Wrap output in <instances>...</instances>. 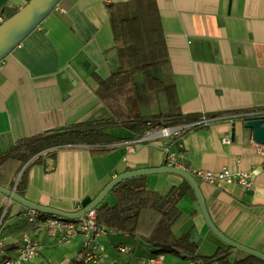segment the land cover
<instances>
[{
	"label": "crops",
	"instance_id": "crops-1",
	"mask_svg": "<svg viewBox=\"0 0 264 264\" xmlns=\"http://www.w3.org/2000/svg\"><path fill=\"white\" fill-rule=\"evenodd\" d=\"M29 1L0 0V7L20 9ZM59 6L63 10L54 9L0 62V156L20 139L99 118H111L115 123L107 131L123 139L108 144L110 150L101 154L87 144L59 146L55 158L43 154L44 163L31 159L18 173L17 163L8 167L0 185L16 188L27 168L25 198L75 212L118 175L167 166L170 144L191 170L251 173L250 187L195 179L216 226L231 239L264 252V157L252 129L245 127L253 117L241 115L264 109V0H61ZM132 17L158 27L162 42V49L154 52L159 58L151 53L155 60L133 71L120 50L127 41L124 22ZM139 20L130 22L137 25ZM173 107L182 114L206 115L199 121L206 118L208 123L179 135V144L159 135L147 137L154 129L141 135L126 124ZM128 144L134 145L133 151ZM185 180L161 172L132 177L130 183L167 194ZM177 206L181 215L173 232H191L195 255L232 247L212 231L190 192ZM28 208L0 191V241L5 245L0 254L16 256L28 234L42 244L32 264H83L84 235L61 244L24 221ZM143 218L136 234L102 226L98 264H204L195 255L177 253L151 261L155 254L147 236L157 219L149 211ZM246 254L234 248L231 258Z\"/></svg>",
	"mask_w": 264,
	"mask_h": 264
},
{
	"label": "trees",
	"instance_id": "trees-1",
	"mask_svg": "<svg viewBox=\"0 0 264 264\" xmlns=\"http://www.w3.org/2000/svg\"><path fill=\"white\" fill-rule=\"evenodd\" d=\"M18 10L17 7L12 6L0 7V13L6 14L4 20L14 15ZM134 18L139 20L138 17H132L126 19L127 22H124L127 41L120 45L123 48L120 49L123 56L129 61L128 67H134L131 71L143 67L146 64L145 62L155 60V58H150L151 53L156 58H159L154 52L162 49L160 29L158 27L151 28L150 25H146L140 20L137 25H134L130 22ZM4 20L0 21V24ZM139 55L141 57L137 58ZM135 59L136 61L131 63ZM203 116L206 115L182 114L180 110L173 107L169 112L143 116L138 119H133L126 124L130 128L139 130L141 135L147 130L156 128L184 126L181 131L182 134L191 128L203 126V124L198 123ZM207 116H210V114H207ZM112 123L115 122L111 118L92 119L74 124L70 127L51 130L18 140L7 153L0 156V166L2 167L0 171V183L7 176L10 170L9 168L15 163L18 164L17 173L31 159L33 161L30 163H44L43 154H46L45 158L46 156L55 158L56 148L59 146L87 144L91 147V151L94 154L108 152L110 150V147H107L108 144L123 139L113 136L107 131ZM171 143L179 144L178 136L174 137ZM27 171V168L23 170L15 188L16 193L23 197H25L28 186ZM131 179H126L113 188L116 196V202L114 204L103 201L96 207L97 223L110 229L136 234L140 226H143V217L149 211L157 219L153 227L151 226L150 235L147 236L148 241L154 248L155 255L159 253H177L182 256L195 255L197 243L192 240L191 232L189 231L177 236L172 229L173 224L181 215L177 203L183 194L188 191L197 199L189 182L185 180L183 185L173 187L167 194H162L156 190L148 189L145 186L134 187L130 183ZM233 249V247H218L213 254L195 255L194 259L200 258L204 264H264V260L250 254H246L241 258L232 259ZM82 263L84 264V262Z\"/></svg>",
	"mask_w": 264,
	"mask_h": 264
},
{
	"label": "built area",
	"instance_id": "built-area-1",
	"mask_svg": "<svg viewBox=\"0 0 264 264\" xmlns=\"http://www.w3.org/2000/svg\"><path fill=\"white\" fill-rule=\"evenodd\" d=\"M55 9L63 10L59 4ZM2 21V19H0ZM245 117H264V109H259L255 111H248L243 114ZM198 123L204 124L208 123V119L204 118ZM184 126H167L163 128H156L153 131L147 132V137H153L159 135L162 138L174 139V137L181 135V131ZM264 157V145L257 143ZM131 151L134 150V145L128 144ZM166 164L169 167L182 168L189 173H191L195 178L208 183H239L246 187L252 185V175L249 172H232L229 169H222L220 171H212L203 168L191 170L186 164H184L178 157L176 151L171 149L170 144L166 147ZM85 205H81L76 211L83 209ZM25 216L27 221L33 223L40 227L42 230L47 231L52 236H55L59 243H66L71 241L78 234L84 235L83 242V262L84 264H98L102 258L103 246L99 243L98 238L105 230L96 221V210H90L86 212L83 216L76 220L66 219L62 216L53 214H42L41 212L28 208L26 210ZM42 244L39 240L32 238L28 234H25L21 240L20 247L18 248V253L14 257H5L1 264H21L23 261L31 259L33 256L40 252ZM4 248V244L0 241V249ZM122 251L128 250L127 246L119 247ZM164 257L163 253H159L154 257H151V261L160 262ZM10 258V259H7Z\"/></svg>",
	"mask_w": 264,
	"mask_h": 264
},
{
	"label": "water",
	"instance_id": "water-1",
	"mask_svg": "<svg viewBox=\"0 0 264 264\" xmlns=\"http://www.w3.org/2000/svg\"><path fill=\"white\" fill-rule=\"evenodd\" d=\"M60 2L61 0H30L27 4L21 7L14 15L5 19L0 24V62L4 60L19 44H21L23 40L33 30H35L52 11H54L56 6ZM245 127L252 129L253 138L257 142L264 145V117L248 119L245 122ZM161 172H172L179 174L189 182L196 194L202 213L209 227L223 242L247 254L253 255L264 260V252L262 251L261 247L252 248L243 245L228 237L216 226L208 211L198 181L191 173L182 168L163 166L126 171L111 180L91 203H89L83 209L75 212H66L54 207L44 206L35 203L17 194L15 192V186L12 189H7L0 185V191L7 195L10 200H16L22 203L24 206L29 207L31 209H35L41 213L53 214L62 216L66 219L76 220L79 217L83 216L86 212L96 209V207L105 199V197L112 191V189L121 181L140 175ZM18 176H20V174Z\"/></svg>",
	"mask_w": 264,
	"mask_h": 264
},
{
	"label": "rangeland",
	"instance_id": "rangeland-1",
	"mask_svg": "<svg viewBox=\"0 0 264 264\" xmlns=\"http://www.w3.org/2000/svg\"><path fill=\"white\" fill-rule=\"evenodd\" d=\"M116 130H118V131H122V130H126V128H124V127H119V128H116ZM132 186H136L135 184H133ZM105 201H109L110 202V204H114L115 202H116V196H115V194L113 193V192H110L109 194H108V196H107V198H105V200H104V202ZM26 217L24 218V221H26ZM22 222H23V220H22ZM196 235V234H195ZM241 253H244L243 251H241ZM202 254H204V253H202ZM5 258V256L3 255V254H0V264L5 260L4 259ZM33 258H35V257H33ZM7 259H10V258H7ZM21 264H32V259L31 260H27V261H23Z\"/></svg>",
	"mask_w": 264,
	"mask_h": 264
}]
</instances>
